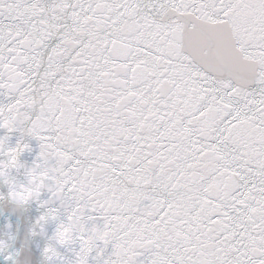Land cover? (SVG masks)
Masks as SVG:
<instances>
[{
	"label": "snow or ice",
	"instance_id": "6c2138e0",
	"mask_svg": "<svg viewBox=\"0 0 264 264\" xmlns=\"http://www.w3.org/2000/svg\"><path fill=\"white\" fill-rule=\"evenodd\" d=\"M0 264H264V0H0Z\"/></svg>",
	"mask_w": 264,
	"mask_h": 264
}]
</instances>
